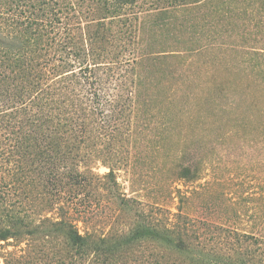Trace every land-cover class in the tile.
I'll return each instance as SVG.
<instances>
[{
  "label": "trees",
  "instance_id": "obj_1",
  "mask_svg": "<svg viewBox=\"0 0 264 264\" xmlns=\"http://www.w3.org/2000/svg\"><path fill=\"white\" fill-rule=\"evenodd\" d=\"M52 1L0 7V241L61 237L72 264H253L201 241L210 227L152 218L120 192L145 101L139 47L124 48L139 0H78L72 16ZM99 188L131 215L125 228L78 226Z\"/></svg>",
  "mask_w": 264,
  "mask_h": 264
},
{
  "label": "rangeland",
  "instance_id": "obj_2",
  "mask_svg": "<svg viewBox=\"0 0 264 264\" xmlns=\"http://www.w3.org/2000/svg\"><path fill=\"white\" fill-rule=\"evenodd\" d=\"M77 1L52 6L72 16ZM38 2L0 0V10L31 14ZM126 12L136 34L124 48L139 47L145 101L116 170L122 196L152 218L181 213L210 227L200 238L209 247L264 264V0H139ZM98 190L80 229L125 228L131 215ZM63 247L61 237L1 240L0 264H72Z\"/></svg>",
  "mask_w": 264,
  "mask_h": 264
}]
</instances>
